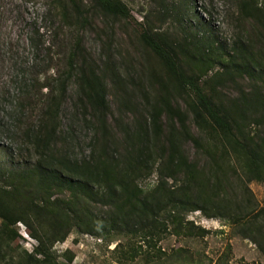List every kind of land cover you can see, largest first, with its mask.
Wrapping results in <instances>:
<instances>
[{
    "label": "trees",
    "instance_id": "16d2710c",
    "mask_svg": "<svg viewBox=\"0 0 264 264\" xmlns=\"http://www.w3.org/2000/svg\"><path fill=\"white\" fill-rule=\"evenodd\" d=\"M58 2L68 25L89 26L94 14L126 23L159 66L145 88L117 71L108 33L101 64L76 39L67 72L45 86V111L30 134L34 165L0 167V264H72L73 253L59 254L54 246L73 230L118 241L120 264L138 256L145 264H180L186 257L191 263L184 248L171 260L160 247L157 253L148 247L172 235L206 236L187 219L195 211L256 242L264 256V205L248 188L264 183V3L237 0L240 34L247 38L226 50L205 37L160 31L147 17L138 30L122 0ZM76 69L78 108L92 130L89 153L79 158L59 118ZM232 87L237 94L230 95ZM109 91L118 105L114 124ZM152 175L155 182L143 186ZM18 224L36 242L31 250L14 249L22 238ZM134 240L137 248L126 250L124 243Z\"/></svg>",
    "mask_w": 264,
    "mask_h": 264
},
{
    "label": "rangeland",
    "instance_id": "374dc122",
    "mask_svg": "<svg viewBox=\"0 0 264 264\" xmlns=\"http://www.w3.org/2000/svg\"><path fill=\"white\" fill-rule=\"evenodd\" d=\"M122 1L130 10V24L135 28L147 17L155 27H160V31L175 37L183 33L205 37L214 42V47L222 46L226 50L232 49L240 36L247 38L246 32L240 34L237 0ZM258 1L264 3V0ZM60 5L58 0H0L1 168L25 169L34 165L36 155L30 145V134L45 111L49 91L45 86L67 72L69 52L76 39L79 38L91 58L101 64L102 51H105L102 42L109 34L110 52L115 54L113 62L117 71L123 78L131 76L137 83L141 81L145 88L150 71L159 66L152 55L142 50L137 33L126 23L107 21L94 14L89 26L68 25L62 18ZM161 15L160 22L157 17ZM77 72L76 69L68 80L59 118L60 129L70 139V152L79 158L89 153L92 130L82 120L78 108L74 82ZM242 86L244 88L245 83L242 82ZM235 90L230 88V95L237 94ZM108 100L114 115L109 120L114 124L118 105L112 100L110 91ZM260 131L264 133V125ZM190 151L193 153L194 149ZM155 179L152 175L142 185L153 184ZM248 188L259 205H264V183L252 181ZM187 219L209 233L203 238L167 236L155 249H148L156 252L158 246L170 254L172 260L173 251L184 248L186 255L191 256V263L186 257L187 262L180 264H264L258 244L234 235L231 227L223 225L220 219L207 218L199 211L191 212ZM17 229L22 238L12 244L14 249L18 252L31 250L36 242L28 236L23 224H18ZM117 242L73 230L64 242L55 244L54 249L59 254L69 249L74 255L72 264H120V254L115 251ZM132 242L124 243V248H137L136 241ZM194 257L196 262H192ZM58 261L63 260L59 258ZM128 264H145V257L138 256Z\"/></svg>",
    "mask_w": 264,
    "mask_h": 264
}]
</instances>
